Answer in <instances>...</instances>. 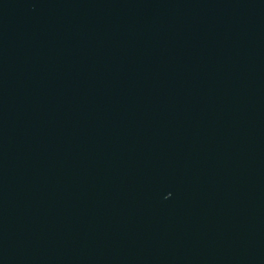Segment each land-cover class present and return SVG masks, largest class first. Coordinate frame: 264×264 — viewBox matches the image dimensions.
I'll list each match as a JSON object with an SVG mask.
<instances>
[{"label": "water", "instance_id": "95a60500", "mask_svg": "<svg viewBox=\"0 0 264 264\" xmlns=\"http://www.w3.org/2000/svg\"><path fill=\"white\" fill-rule=\"evenodd\" d=\"M0 264H264V0H0Z\"/></svg>", "mask_w": 264, "mask_h": 264}]
</instances>
